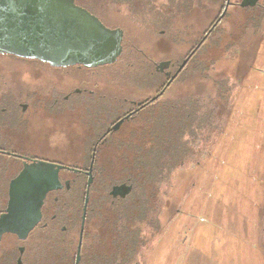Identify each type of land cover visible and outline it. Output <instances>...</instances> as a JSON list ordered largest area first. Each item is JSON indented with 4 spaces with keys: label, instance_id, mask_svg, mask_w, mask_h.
<instances>
[{
    "label": "rangeland",
    "instance_id": "obj_1",
    "mask_svg": "<svg viewBox=\"0 0 264 264\" xmlns=\"http://www.w3.org/2000/svg\"><path fill=\"white\" fill-rule=\"evenodd\" d=\"M224 1L75 0L76 5L99 16L107 27L115 25L124 31L123 56L109 68L114 73L113 81H107L102 72L104 77L98 76L92 84L112 88L115 102L152 97L153 92H148L141 77L145 69L141 50L156 62L180 60L217 18ZM240 2L230 0L225 17L191 67L158 101L161 105L192 99L209 117L201 121L203 127L191 140L185 162L167 168L169 177L151 189L155 202L149 206L153 213L144 211L148 191L145 170L139 169L144 176L140 171L137 181L136 168H126L125 164L136 156L145 116L153 107L126 123L96 157L106 187L120 180L137 182L133 187L135 197L128 198L121 208L122 220L115 219L114 225L115 231L125 228L124 215L129 214L133 221L127 229L141 231L142 246L129 264H264V0L248 8L237 5ZM160 21L163 28L153 27ZM160 30L164 31L162 36ZM1 60L4 70L13 67L11 57L2 56ZM35 78L40 80L38 75ZM117 106L116 102L115 112L119 111ZM84 117L85 112L82 120L72 116L65 120L66 135L56 131L54 143H45L64 150L46 158L65 165L88 164L89 157L83 154H67L84 147L91 136ZM129 141L132 146L126 145ZM141 152H146L145 145ZM0 161L12 167L0 168L1 209L6 205L9 181L21 168H16L13 158L0 157ZM123 168L127 170L123 172ZM68 176L64 174L63 178ZM136 198L141 207H132L131 214L130 202L136 204ZM107 217L104 209L91 220V237H102L108 231ZM31 243L27 246V264H43L39 260L44 256L42 247L38 252ZM9 244L3 241L4 250Z\"/></svg>",
    "mask_w": 264,
    "mask_h": 264
},
{
    "label": "flooded vegetation",
    "instance_id": "obj_2",
    "mask_svg": "<svg viewBox=\"0 0 264 264\" xmlns=\"http://www.w3.org/2000/svg\"><path fill=\"white\" fill-rule=\"evenodd\" d=\"M229 6L230 0H225L223 9L217 18L202 33L197 43L192 42L185 56L180 60L170 59L156 62L141 50L140 55L145 66L141 77L147 86L146 89L148 92H153V96L144 97L138 101L125 98L117 100L118 112H115L116 98L112 88L103 85L94 86L92 81L98 76H101L100 79L105 76L107 81H113L114 73L109 68L123 56L124 31L115 25L107 27L99 16L89 11L108 29H120L123 32L122 53L112 65L89 69L80 65L53 68L36 60L0 55V157L15 159L16 168L21 169L24 168V164L30 165L39 161L62 168L58 173L61 189L46 195L41 208V220L26 240L21 241L10 234L2 236L0 264H27V246L31 242L38 252L42 247L44 256L39 260L43 264H75L80 238L78 264H104L105 262L108 264V261L112 264L115 262L116 252L121 247L122 249L126 247L125 250H128L132 239H134V252L140 249L143 243L141 231L136 230L137 233L133 237L126 232L129 231L127 230L130 225L131 216L129 214L124 215L126 223H123V227L125 228L114 230L115 219L119 220L121 217L120 220H122L120 212L123 213V205L131 193L125 198H120L111 196L110 192L113 187L120 185L130 186L132 190L133 187L123 180L106 187L99 175L100 168L95 164L96 157L101 154L103 147L112 143L114 136L126 123L147 108L160 105L158 101L178 77L191 67L199 50L205 46L211 33L225 17ZM224 11V17L221 18ZM164 26L160 21L153 27L163 28ZM163 33L164 31L160 30L159 36ZM158 51L161 54L160 48ZM2 56L11 57L13 67L10 70H4ZM163 62H169V66L160 71L158 66ZM102 72L104 76L101 75ZM36 75L44 83H39L40 80L35 78ZM83 112H85L86 122H89L91 136L86 139L87 143H84V147L71 149V152L67 154H83L89 157L88 164L65 165L58 160L46 158V155L61 154L64 148H58L57 145L47 147L45 143H54L56 131L66 135L65 120L71 116L72 119L82 120ZM61 122H63L62 128L58 130ZM116 126L119 127L114 130ZM130 141L126 144L127 146H132L129 144ZM2 164L0 161V168H12ZM139 169L145 170L144 168ZM121 170L125 172L127 169ZM64 174L70 175L69 179L63 178ZM86 199L87 203H85ZM5 207L0 209V215ZM104 209L108 212V217L105 218L108 231L103 233L102 237L100 234L91 237L89 234L91 220L101 215ZM91 239L94 240L93 244H89ZM5 240L10 243L6 250L3 248ZM102 242H106V245ZM106 251L108 254L105 253ZM124 264H129V261Z\"/></svg>",
    "mask_w": 264,
    "mask_h": 264
},
{
    "label": "water",
    "instance_id": "obj_3",
    "mask_svg": "<svg viewBox=\"0 0 264 264\" xmlns=\"http://www.w3.org/2000/svg\"><path fill=\"white\" fill-rule=\"evenodd\" d=\"M258 1L241 0L239 6L254 7ZM122 37V30L108 29L75 0H0V55L36 60L53 68H96L117 61ZM168 66L169 62H163L158 69L163 71ZM61 169L41 161L24 164L9 181L6 207L0 215V241L6 234L26 240L41 220L46 195L61 189ZM131 190L120 185L110 194L125 198ZM80 245L81 238L75 264L79 263Z\"/></svg>",
    "mask_w": 264,
    "mask_h": 264
},
{
    "label": "trees",
    "instance_id": "obj_4",
    "mask_svg": "<svg viewBox=\"0 0 264 264\" xmlns=\"http://www.w3.org/2000/svg\"><path fill=\"white\" fill-rule=\"evenodd\" d=\"M152 107L153 111L145 116L147 120L143 126L144 129L142 132L140 131L141 137L137 140L138 148L134 151L136 156L125 163L126 168H136L137 173L135 177L137 181L141 175L139 168L145 169L144 178L146 187H148L147 198L144 201L146 205L144 211L146 214H151L154 211L149 206L155 202L151 199L154 197V191L151 189L155 187L156 183L169 177V169L167 168H174L185 162V157L191 151L189 147L191 140L195 137L196 132L203 127L200 125L201 121L209 117L208 112L204 114L200 112L203 106L201 107L198 101L192 99L164 102L159 107ZM144 145L146 152L142 154L141 150ZM128 182H130L132 187H135L137 184L133 179H130ZM133 197L135 195L132 190L128 198L131 200ZM134 201L136 204L133 201L130 202L132 203L130 207L131 214L134 213L132 207L139 208L141 204L137 201V198ZM132 221L133 218L130 217V222ZM126 232L131 237L137 233L134 229ZM133 240L128 250H125L126 247L124 249L121 247L116 252L114 264H124L126 261H131L132 256L135 254ZM104 264L107 263L105 262Z\"/></svg>",
    "mask_w": 264,
    "mask_h": 264
}]
</instances>
